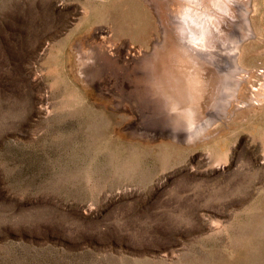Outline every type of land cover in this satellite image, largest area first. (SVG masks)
<instances>
[{"label": "rangeland", "instance_id": "rangeland-1", "mask_svg": "<svg viewBox=\"0 0 264 264\" xmlns=\"http://www.w3.org/2000/svg\"><path fill=\"white\" fill-rule=\"evenodd\" d=\"M200 1L0 0V264H264V0H230L204 91Z\"/></svg>", "mask_w": 264, "mask_h": 264}, {"label": "bare ground", "instance_id": "bare-ground-1", "mask_svg": "<svg viewBox=\"0 0 264 264\" xmlns=\"http://www.w3.org/2000/svg\"><path fill=\"white\" fill-rule=\"evenodd\" d=\"M177 1V0H176ZM180 1V0H179ZM190 1V0H189ZM198 1V0H197ZM196 0H195V2H197ZM201 1H203V0H201ZM201 1H200V3H201ZM209 1V0H208ZM214 1H217V0H214ZM221 1L222 0H219V2L221 3ZM225 1V0H224ZM191 2H192V0H191ZM205 2V1H204ZM203 2V3H204ZM207 2V1H206ZM218 2V1H217ZM217 2H214V3H216L215 4V6H214V8L210 11V9H209V11L212 13V16H213V10H214V12H215V15H216V13H218L217 14V16L216 17H218L219 18V15H220V17H222L224 14H221V11H224L223 9H225L226 10V14L224 15V20L222 21L223 22V25H222V23L221 24H219V23H217L218 21H217V19L213 16H209L208 14L205 16V14H204V20H202L203 21V23H202V21L200 20V19H202V18H200L199 20L201 21V23H199V20L197 21L199 24H201L200 26H198V27H196V23H195V26H193V24H191V22H193L192 21V19L190 20V21H188L187 19H181L180 17V20L178 21V33H177V35H178V37H179V40H181V42L182 43H179L178 41V44H177V49L180 51L181 49H183V48H185V51L187 50V53H181V54H183V57H182V55H178V59H179V64H181V66H182V68H186L187 69V75H188V78H189V80L191 81V82H193L195 85H198V89H200V90H203L204 91V88H205V86L208 84V82H209V80H208V73H207V69H208V64H209V62H210V60H211V62L210 63H213V61H216L217 63H218V61H219V59H217L216 58V55L218 54V51L217 50H215V49H217V46H218V44L217 43H219L220 42V44L222 45V43H221V38H226L227 36H229L230 34H231V30H229V29H227V27L226 26H224V25H227V22L228 21H230L231 19L228 17V11H227V7H231V3H230V0H226L225 2H226V4H224L223 2V4H218ZM190 3V2H189ZM212 3V2H211ZM191 4V3H190ZM194 4V3H193ZM210 4V3H209ZM192 5V4H191ZM197 5V4H196ZM204 5V4H203ZM211 5V4H210ZM223 5V6H222ZM195 7V6H194ZM197 7V6H196ZM207 7H208V5H207ZM211 7H213L212 5H211ZM187 7H185V9H186ZM189 8V7H188ZM192 9H193V7H191ZM197 8H199V6L197 7ZM184 9V10H185ZM192 9H189V11H192ZM199 9H201V8H199ZM196 11V10H195ZM198 11V10H197ZM196 11V12H197ZM199 12V11H198ZM197 12V13H198ZM208 12V11H207ZM209 12V13H210ZM245 12V11H244ZM194 13L195 12H193V14L192 15H194ZM201 12H199V14H200ZM204 13V12H203ZM206 13V12H205ZM187 14H191V13H187ZM186 13L184 14V15H187ZM174 15H176V14H174ZM183 15V16H184ZM191 15V16H192ZM222 15V16H221ZM199 17H201V14L200 15H198ZM203 16V15H202ZM175 17H178V16H175ZM188 17V16H187ZM189 18V17H188ZM194 18V17H193ZM213 18H215L216 19V21L217 22H214L213 21ZM244 19H247V18H245L244 17ZM220 20V19H219ZM176 21V20H175ZM176 21V22H177ZM195 21V20H194ZM220 21V22H221ZM229 25V24H228ZM175 27V26H174ZM246 29H248V26H246L245 27ZM174 30V29H173ZM240 33V32H239ZM250 34V33H249ZM248 34V35H249ZM232 36H234V34L232 33L231 34ZM230 35V36H231ZM238 36V35H237ZM241 37H242V34H241ZM240 37V38H241ZM233 38V37H232ZM236 38V37H235ZM243 38H244V36H243ZM238 39V38H237ZM226 40H227V38H226ZM240 40V39H239ZM243 40V39H242ZM230 41V40H229ZM227 42H228V40H227ZM239 42V41H238ZM230 43V42H229ZM219 44V45H220ZM231 44V43H230ZM230 44H228V45H230ZM225 46V45H224ZM236 46V45H235ZM240 46V45H239ZM222 47V46H221ZM220 47V48H221ZM226 47V46H225ZM231 47V46H230ZM190 48H192V49H196L197 51H195V52H198V50L199 51H201V53H202V55L200 56L199 54H197V53H195L192 49V53L190 52V51H188V49H190ZM237 48V47H236ZM177 49H175L176 51H178ZM225 48H223V50H224ZM227 49V48H226ZM229 50V49H228ZM232 50V49H231ZM231 50H229L230 52H231ZM182 51V50H181ZM180 51V52H181ZM225 51V50H224ZM234 51V50H233ZM232 51V52H233ZM173 52V51H172ZM183 52V51H182ZM193 52H194V54H193ZM223 52V51H222ZM227 52V51H226ZM235 52V51H234ZM175 53V52H174ZM173 53V54H174ZM200 53V54H201ZM196 54V55H195ZM230 54V53H229ZM232 54V53H231ZM230 54V55H231ZM150 55V54H149ZM167 55V54H166ZM169 55V54H168ZM219 55H221V54H219ZM218 55V56H219ZM156 55H154V57H155ZM170 56V55H169ZM171 56H174V55H171ZM217 56V57H218ZM232 56V55H231ZM236 56V55H235ZM220 57V56H219ZM221 57H222V55H221ZM228 57V56H227ZM233 57H234V55H233ZM167 58V57H166ZM173 57H171V59H172ZM225 58H226V56H225ZM229 58V57H228ZM231 58V57H230ZM171 59H170V61H171ZM236 59V58H235ZM167 60H169V58H167ZM221 60V59H220ZM228 60V59H227ZM237 61V60H236ZM165 61H160V64H159V69H160V75H163V78L165 79V81L166 82H168L171 86L173 85H175V83L177 82V75H175L174 73V71H173V69H171V68H174V67H171L170 68V65H166V63H164ZM215 62V63H216ZM237 63V62H236ZM167 64H170V63H167ZM214 65V64H213ZM219 66H220V70H216V68H215V71L214 70H212V74H214V75H212L213 76V80H216L217 82H218V84H220L219 85V91H222L223 93H225L226 95H228L229 96V89H230V84H231V82H234L235 83V81H236V78L234 77V73H237L236 72V64L234 63V62H230V61H228L227 63H226V65L227 66H224V67H222V65L221 64H218ZM211 66V65H210ZM215 66V65H214ZM217 66V65H216ZM238 66H239V63H238ZM148 67V66H147ZM218 67V66H217ZM211 69V68H210ZM218 69V68H217ZM240 70H242V69H240ZM210 71V70H209ZM208 71V72H209ZM152 72V71H151ZM207 76V77H206ZM210 77V76H209ZM246 76H245V72H244V74H242L241 76H240V78L241 79H243V78H245ZM151 80H152V78H151ZM176 82H175V81ZM213 80H210V81H212L213 82ZM160 81V80H159ZM162 81V80H161ZM181 81V79L179 80V82ZM216 81H214V82H216ZM237 81H238V79H237ZM236 81V82H237ZM211 82V83H212ZM213 82V83H214ZM216 82V83H217ZM156 83V82H155ZM184 83V82H183ZM210 83V86H213L212 84ZM178 84V83H177ZM180 84H182V83H180ZM185 84V83H184ZM217 84V85H218ZM183 85V84H182ZM216 85V86H217ZM215 86V85H214ZM182 87V86H181ZM209 88V87H208ZM211 88V87H210ZM215 88V87H214ZM214 88H211V89H214ZM211 89H209V92H210V90ZM156 90V89H155ZM215 90V89H214ZM213 90V91H214ZM186 91H189V90H187L186 89ZM185 91V92H186ZM215 91H218V90H215ZM214 91V92H215ZM190 92V91H189ZM230 92H232V91H230ZM187 93V92H186ZM191 93V92H190ZM189 93V94H190ZM211 93V92H210ZM213 93V92H212ZM233 93H234V90H233ZM232 93V94H233ZM252 93V92H251ZM189 94H187V95H189ZM214 94V93H213ZM213 94H211L213 97L215 96V95H213ZM219 94V93H218ZM222 94V93H221ZM231 94V93H230ZM231 94V95H232ZM259 94V93H258ZM157 95V94H156ZM174 95V94H173ZM193 95V94H192ZM217 95V94H216ZM260 95V94H259ZM178 96V95H177ZM198 96V95H197ZM211 96V97H212ZM220 97H221V95H219ZM223 96H224V94H223ZM233 96V95H232ZM164 97V96H163ZM201 97V96H200ZM204 97H206V99L208 98V97H210V95L207 97V96H204ZM175 98V97H174ZM173 98V99H174ZM187 98H189V97H187ZM203 98V97H202ZM231 98V97H230ZM165 99V98H164ZM176 99H178V98H176ZM205 98H203V100H204ZM253 99H255V98H253ZM210 100V99H209ZM208 100V101H209ZM184 101V100H183ZM205 101V100H204ZM176 102V101H175ZM195 102V101H194ZM193 102V103H194ZM198 102V101H197ZM206 102V101H205ZM189 103H190V101H189ZM192 103V104H193ZM178 104V103H177ZM170 105V104H169ZM169 105H168V107H169ZM174 105H175V103H174ZM173 105V106H174ZM190 105V104H189ZM201 105H202V103H201ZM165 106V105H164ZM188 106V105H187ZM191 106V105H190ZM224 106V105H223ZM167 107V108H168ZM195 107H197V106H194V109H195ZM199 107H200V105H199ZM198 107V108H199ZM169 108H171V107H169ZM174 108H176V107H174ZM198 108H196V110L195 111H197V109ZM178 109V108H177ZM190 109V108H189ZM203 110V109H202ZM223 110V109H222ZM181 111L183 112V110L181 109L179 112H180V114H181ZM198 111H200L199 109H198ZM198 111L196 112V113H198ZM169 112V111H168ZM174 112H175V110H174ZM186 113H187V111H185ZM184 112V113H185ZM188 112H190V110L188 111ZM204 112V111H203ZM170 113V112H169ZM168 113V114H169ZM177 113V112H176ZM176 113H174V115L176 116ZM190 113H195V112H190ZM179 113H178V115H180ZM183 114V113H182ZM202 114V113H201ZM186 115V114H185ZM170 116V115H169ZM187 116V115H186ZM179 117V116H178ZM189 117V116H188ZM180 118V117H179ZM183 118V117H182ZM181 118V119H182ZM184 118H186V117H184ZM173 120H175L174 118H172ZM180 119V120H181ZM183 120H185V119H183ZM182 120V121H183ZM187 121V120H186ZM187 123V122H186ZM203 124V123H202ZM189 128H192L191 127V125L189 124ZM199 128H200V126H199ZM204 129V128H203ZM191 131V130H190ZM193 131V130H192ZM191 131V132H192ZM194 132V131H193ZM198 133V132H197ZM189 134H191V133H188V135ZM199 134V133H198ZM197 134V135H198Z\"/></svg>", "mask_w": 264, "mask_h": 264}]
</instances>
